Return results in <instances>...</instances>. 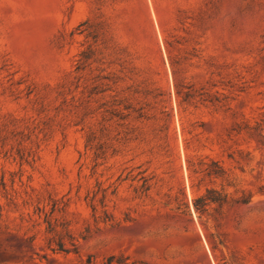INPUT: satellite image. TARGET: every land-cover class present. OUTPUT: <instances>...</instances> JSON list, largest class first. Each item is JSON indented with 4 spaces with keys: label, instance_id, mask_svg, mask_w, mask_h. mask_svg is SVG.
I'll list each match as a JSON object with an SVG mask.
<instances>
[{
    "label": "rangeland",
    "instance_id": "374dc122",
    "mask_svg": "<svg viewBox=\"0 0 264 264\" xmlns=\"http://www.w3.org/2000/svg\"><path fill=\"white\" fill-rule=\"evenodd\" d=\"M110 258L264 264V0H0V264Z\"/></svg>",
    "mask_w": 264,
    "mask_h": 264
},
{
    "label": "trees",
    "instance_id": "16d2710c",
    "mask_svg": "<svg viewBox=\"0 0 264 264\" xmlns=\"http://www.w3.org/2000/svg\"><path fill=\"white\" fill-rule=\"evenodd\" d=\"M85 24H88V23H85ZM80 56H81V59L79 60L78 66L76 68L77 73H80L81 71L85 70L87 66V62L89 60V56H87V52H82ZM103 79H107V77H104ZM178 94L182 96L183 102L185 103L190 102L191 100L196 99L197 97H200V100L203 102L213 103V100H208V98H206L204 94H198L197 96L191 89H188V91H185V92L179 91ZM135 112L138 113L139 118H146V115L142 109L135 110ZM129 116L130 114L122 116L121 119L126 120ZM252 129L253 128L250 127L249 125H247L246 128H242L239 126L237 129V133L241 134L243 131H246V133H249L250 130ZM93 143H94V138L89 136V139L87 141V147H89L90 149H93L94 147ZM214 165L216 166L215 170L206 169L205 170L206 174L210 177L214 176L215 178H224L225 176L224 169L218 163H214ZM141 190L142 192H147L150 190V186L148 185L147 180L145 179H144V184L141 186ZM227 203H229V195L226 192L217 191L215 189H207L204 195L200 196L199 198L195 200L194 207L196 211L204 213L208 211V208L212 204H218L219 206H223L224 204H227ZM238 203L246 204L248 202L247 200H239ZM109 263L113 264L114 258H110Z\"/></svg>",
    "mask_w": 264,
    "mask_h": 264
}]
</instances>
